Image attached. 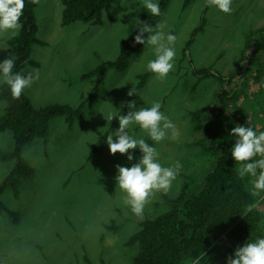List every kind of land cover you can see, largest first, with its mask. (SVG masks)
Returning a JSON list of instances; mask_svg holds the SVG:
<instances>
[{
  "label": "rangeland",
  "instance_id": "1",
  "mask_svg": "<svg viewBox=\"0 0 264 264\" xmlns=\"http://www.w3.org/2000/svg\"><path fill=\"white\" fill-rule=\"evenodd\" d=\"M35 4L37 38L43 45L33 46L31 57L39 64V77L24 94L37 108L51 104L77 107L83 103L85 118L71 130L63 118H55L46 140L37 139L24 148L22 156L35 175L21 184L18 199L9 191L0 196V205L20 215L19 224L14 226L0 212V264H131L137 248L125 247V242L138 230L141 221L154 218L169 207L161 204L159 192L140 216L123 205L114 179L115 166L137 162L141 155L138 149L131 150V162L126 154H110L107 145L101 154L92 158L89 154L100 136L119 126L115 118L109 122L103 116L110 110L108 103L126 114L127 93L135 88L138 75L146 72L144 65L154 56L150 48L141 46L125 71H107L99 92L89 101L86 100L94 91L96 80L83 76L119 56L121 41L138 30L131 23L133 17L140 20L144 10L137 3L136 7L129 5L133 9L127 11L115 0L110 10L102 14L100 23L63 26L61 0H35ZM232 8L230 14H224L213 7L207 9L206 0H194L186 8L183 0H170L161 20L166 22L165 30L177 36L174 70L162 81L150 77L134 99L137 106L145 107L159 100L161 110L176 124L177 137L156 145L164 165L173 160L182 164L177 180L167 192L170 197L178 196L188 179L199 178L213 158V154L194 146L201 136L191 130L189 111L216 110L221 114L220 121L230 129L236 124L247 126L249 118L257 131H264V41L251 56L258 79L240 87L237 110L230 102L215 100L216 80H202L193 88L195 79L189 60L196 68L213 66L219 73L239 80L244 69L240 54L246 35L264 27V0H233ZM203 17V32L195 36L184 58V44ZM11 38L0 33V47H6ZM4 107L5 103L0 102V115ZM132 131L140 133L138 127ZM146 143L152 144L147 138ZM12 145V134L0 133V150H9ZM237 166L239 169L240 163ZM12 167L13 162H0V182ZM246 177L261 215L255 237L264 229V192L255 193L253 178Z\"/></svg>",
  "mask_w": 264,
  "mask_h": 264
},
{
  "label": "trees",
  "instance_id": "2",
  "mask_svg": "<svg viewBox=\"0 0 264 264\" xmlns=\"http://www.w3.org/2000/svg\"><path fill=\"white\" fill-rule=\"evenodd\" d=\"M115 0H61V24L75 22L98 24L103 13L110 10ZM170 0H159L161 13ZM194 0H183V7H188ZM35 0H25L22 27L19 35L7 40L6 47H0V60L8 55L15 56L14 71H28L39 68L32 57L35 44L43 45L37 38L35 17ZM210 8L207 6V9ZM161 16L154 17L142 11L140 21L155 24ZM204 17L198 27L194 28L190 38L185 42L182 55L187 58L188 50L197 34L203 32ZM121 41L119 56L114 61L100 64L93 71L85 74L83 79L95 78L94 91L86 101L92 100L99 92L108 70L125 71L137 50L143 46L134 43L133 37ZM264 41V27L250 30L240 54L243 71L239 80L230 75H223L213 66L196 68L190 63V72L195 79L193 88L202 80L214 79L218 87L214 92L219 103L230 102L238 109L239 90L248 81L258 79L255 61L251 58L253 51ZM153 74L144 72L137 77L133 89L138 95L146 86ZM137 95L128 96L125 102L134 100ZM0 102L5 103L0 115V133L10 132L13 145L9 150H0V162H13L4 179L0 182V196L6 191L14 199L19 198L23 182L34 178V169L26 162L22 152L35 140H46L49 136L53 119L63 118L71 130L77 121L85 118L84 104L73 107L67 104H51L35 107L30 99L22 93L13 98L5 85H0ZM191 130L201 137L194 142L206 154H213L209 167L199 178L188 179L181 187L179 195L170 197L160 193L161 204L169 209L160 215L144 219L138 230L125 242V247L137 248L131 264H225L226 257L233 252L234 244L242 245L248 238H254L259 229L261 215L255 208L256 200L250 190L246 175H238V166L231 157V146L234 139L229 135L230 128L220 121L221 114L209 108H198L188 113ZM105 132L95 142L90 151V158L103 152L106 147ZM0 212L5 213L14 226L20 222V215L0 205Z\"/></svg>",
  "mask_w": 264,
  "mask_h": 264
},
{
  "label": "clouds",
  "instance_id": "3",
  "mask_svg": "<svg viewBox=\"0 0 264 264\" xmlns=\"http://www.w3.org/2000/svg\"><path fill=\"white\" fill-rule=\"evenodd\" d=\"M24 3L25 0H0V33H6L9 37L19 35ZM119 3L127 11L133 9L129 5L136 7L138 3L139 7L152 16L162 15L159 0H119ZM232 3L233 0H206L207 6L224 14L233 11ZM131 23L138 29L133 37L134 43L150 48L154 56V59L147 60L144 70L152 73L156 80H164L174 70L176 34L166 31V22L162 20L148 24L133 17ZM126 34H129L127 30ZM14 65V55L10 54L0 60V85L7 86L11 97L19 98L38 79L39 71L35 68L14 71ZM127 95L137 94L131 88ZM108 104L110 110L103 113L104 118L109 122L115 118L119 125L109 132L104 141L110 154H126L129 162L134 159L131 150L138 149L141 154L137 162L130 163V166L116 165L114 177L122 193L123 205L133 215L140 216L156 193H167L177 180L182 168L181 162L173 160L167 166L164 165L156 145L167 138H176L178 130L174 121L161 110L159 100H153L147 107L137 106L134 100H129L126 114H121L119 108ZM120 107H124L123 102ZM245 123L247 126L236 124L230 129L229 135L234 139L230 153L232 159L241 165L238 175L252 177V190L259 194L264 192V131H257L256 125L249 118ZM134 127L139 128V134L132 131ZM145 135L151 140V145L146 143ZM225 264H264V229L254 238H247L242 245L236 246L231 255L226 257Z\"/></svg>",
  "mask_w": 264,
  "mask_h": 264
}]
</instances>
